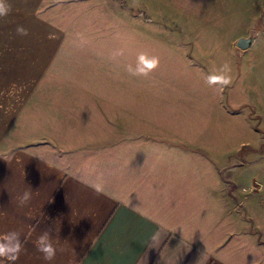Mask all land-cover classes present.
Returning a JSON list of instances; mask_svg holds the SVG:
<instances>
[{
	"label": "crops",
	"instance_id": "0c3cea01",
	"mask_svg": "<svg viewBox=\"0 0 264 264\" xmlns=\"http://www.w3.org/2000/svg\"><path fill=\"white\" fill-rule=\"evenodd\" d=\"M67 1L80 0H3L0 264H241L225 246L230 196L209 129L136 113L129 56L73 44L89 35ZM45 233L51 261L37 250Z\"/></svg>",
	"mask_w": 264,
	"mask_h": 264
},
{
	"label": "rangeland",
	"instance_id": "374dc122",
	"mask_svg": "<svg viewBox=\"0 0 264 264\" xmlns=\"http://www.w3.org/2000/svg\"><path fill=\"white\" fill-rule=\"evenodd\" d=\"M67 3L72 25L94 35L73 44L110 45L129 56L136 113L169 116L177 126L182 121L178 132L184 135L209 129L221 189L230 196L231 233H225L231 237L225 246L241 264H264V0ZM253 34L252 46H237L240 37ZM141 56L156 66L147 68ZM118 68V76L126 78V61ZM148 120L151 124V118H136V126Z\"/></svg>",
	"mask_w": 264,
	"mask_h": 264
},
{
	"label": "clouds",
	"instance_id": "9594fccd",
	"mask_svg": "<svg viewBox=\"0 0 264 264\" xmlns=\"http://www.w3.org/2000/svg\"><path fill=\"white\" fill-rule=\"evenodd\" d=\"M8 11H9V9L4 6L3 0H0V16L6 15ZM17 32H18V34L27 35L26 30L22 27H18ZM140 60H141V62L146 63V66L149 69L154 68L156 66V63H157V61H155V60L147 62V61H145L143 56L140 57ZM140 71L143 72V69H140ZM228 83H230V80L223 81V84H225V85H227ZM28 199H29V193L26 192L24 194L21 202L24 203ZM48 236H49L48 233H45L44 235H42L41 237L38 238V242H37V250L40 251L41 253H43V259L45 261L53 260L55 258V255H56V249L53 247V244L51 243V241H49L46 244L43 243V241L45 239H47ZM3 253H4V250L0 249V255H2Z\"/></svg>",
	"mask_w": 264,
	"mask_h": 264
},
{
	"label": "water",
	"instance_id": "95a60500",
	"mask_svg": "<svg viewBox=\"0 0 264 264\" xmlns=\"http://www.w3.org/2000/svg\"><path fill=\"white\" fill-rule=\"evenodd\" d=\"M263 21H264V15H263ZM256 38H257V34H253L248 37H240L237 40V46L241 49H247L254 44Z\"/></svg>",
	"mask_w": 264,
	"mask_h": 264
}]
</instances>
